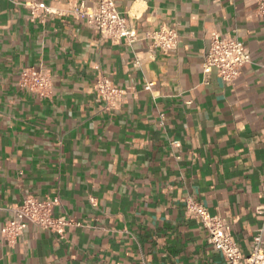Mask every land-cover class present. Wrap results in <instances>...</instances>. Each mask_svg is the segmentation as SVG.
<instances>
[{
  "label": "crops",
  "instance_id": "obj_1",
  "mask_svg": "<svg viewBox=\"0 0 264 264\" xmlns=\"http://www.w3.org/2000/svg\"><path fill=\"white\" fill-rule=\"evenodd\" d=\"M259 1L116 0L129 43L89 28L81 13L96 0H0V264H225L188 199L226 219L244 254L264 239ZM164 27L180 37L167 53L147 37ZM213 33L251 53L232 85L203 72ZM26 67L51 75L49 98L19 87ZM101 76L128 89L120 110L98 100ZM27 196L58 198L55 216L78 226L60 239L30 225L8 243Z\"/></svg>",
  "mask_w": 264,
  "mask_h": 264
},
{
  "label": "built area",
  "instance_id": "obj_2",
  "mask_svg": "<svg viewBox=\"0 0 264 264\" xmlns=\"http://www.w3.org/2000/svg\"><path fill=\"white\" fill-rule=\"evenodd\" d=\"M233 1V0H232ZM35 10L49 12L45 4H39ZM259 15L264 16V0L259 1ZM81 15L86 19L89 28L99 32L105 39L112 41L127 40L133 43L137 38L136 30L127 18L118 10L116 0H96L92 8H85ZM153 41V47L167 53L177 49L180 37L176 28H162L147 35ZM252 62V56L243 43L235 37H223L218 33L211 35L210 47L205 55L203 72L210 74L214 70L221 80L232 85L240 77L241 70ZM19 87L49 98L53 94L51 75L42 68L26 67L19 77ZM152 83L145 86L150 91ZM98 100L107 111L120 110L127 101L128 89L116 86L109 78L101 76L95 86ZM163 117V115H161ZM172 147L179 148L180 142H172ZM60 200H40L27 196L22 205L13 210V216L6 222L1 234L8 243H15L30 225L37 226L65 238L68 228L78 226L68 216H55L54 208ZM187 215L202 225L208 235L209 244L219 252L225 264H264L263 229L254 238V247L244 254L234 241L230 223L219 215H212L202 204L188 199ZM257 214L264 219V204L257 209Z\"/></svg>",
  "mask_w": 264,
  "mask_h": 264
}]
</instances>
